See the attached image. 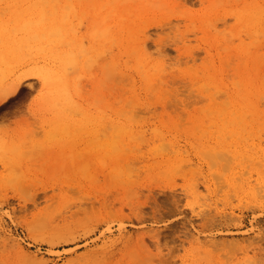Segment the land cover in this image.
Instances as JSON below:
<instances>
[{
  "label": "rangeland",
  "instance_id": "obj_1",
  "mask_svg": "<svg viewBox=\"0 0 264 264\" xmlns=\"http://www.w3.org/2000/svg\"><path fill=\"white\" fill-rule=\"evenodd\" d=\"M18 80L0 264H264V0H0Z\"/></svg>",
  "mask_w": 264,
  "mask_h": 264
},
{
  "label": "bare ground",
  "instance_id": "obj_2",
  "mask_svg": "<svg viewBox=\"0 0 264 264\" xmlns=\"http://www.w3.org/2000/svg\"><path fill=\"white\" fill-rule=\"evenodd\" d=\"M50 37V36H49ZM52 38V37H51ZM69 52V51H68ZM67 52V53H68ZM65 61V60H64ZM67 61H68V59H67ZM69 62H70V60H69ZM73 64H75L74 62H73ZM72 65V64H71ZM71 65H68V66H71ZM72 66H74V65H72ZM67 67V66H66ZM41 76H42V78H44V80L45 81H48L49 80V77L48 76H46V75H43V74H41V72H39V74H37V77H39V78H41ZM57 78H59V76L57 77ZM19 82V80L17 81V83L15 84V83H11L10 85H9V87H8V90H7V92H6V94L4 95V96H1L0 97V102H2V101H4V100H6L8 97H12V96H14V95H16L17 93H19L20 92V90H19V85H20V83H18ZM63 86V85H62ZM6 90V89H5ZM9 99V98H8Z\"/></svg>",
  "mask_w": 264,
  "mask_h": 264
}]
</instances>
